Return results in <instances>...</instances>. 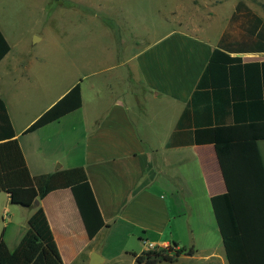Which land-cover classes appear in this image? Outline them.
<instances>
[{"label": "crops", "instance_id": "0c3cea01", "mask_svg": "<svg viewBox=\"0 0 264 264\" xmlns=\"http://www.w3.org/2000/svg\"><path fill=\"white\" fill-rule=\"evenodd\" d=\"M0 32L10 46L0 61V140L3 102L31 176L84 168L106 223L90 239L71 189L36 200L63 264H91L94 254L97 264H141L137 257L150 247L173 248L175 259L158 264H229L211 206V198L227 189L209 131L251 124L257 111L243 91L235 96L202 78L217 49L244 63L264 62V52L252 49L259 29L249 35L224 29L215 38L177 29L135 52L118 50L109 67L84 77L86 87L81 81L80 109L28 134L78 81L21 123L11 96L23 60L1 18ZM215 75L216 83L222 80ZM257 146L264 166V139ZM34 211L0 192V243L9 251L20 246Z\"/></svg>", "mask_w": 264, "mask_h": 264}, {"label": "trees", "instance_id": "16d2710c", "mask_svg": "<svg viewBox=\"0 0 264 264\" xmlns=\"http://www.w3.org/2000/svg\"><path fill=\"white\" fill-rule=\"evenodd\" d=\"M241 46L244 50L249 44ZM252 49L264 52V34H259V42ZM9 51L10 46L0 32V61ZM216 73L223 74V78L217 77L222 79L218 83L215 82ZM206 78L219 89H231L235 96L238 95L236 91H243L242 98L256 107L257 115L251 124L239 123L209 131L227 189L226 193L211 198V206L229 264H264V166L257 146V142L264 139V62L244 63L242 58H232L217 49L203 75V82ZM82 103L81 84L78 83L38 117L24 134L59 121L80 109ZM1 107L0 192L8 193L13 205L35 211L15 251H9L3 242L0 243V264H63L46 214L34 203L52 191L71 189L88 237L95 238L106 223L86 171L78 167L32 177L21 147L14 139L15 131L3 102ZM172 251V247L148 250L139 255L137 261L141 264L171 262L176 256H170Z\"/></svg>", "mask_w": 264, "mask_h": 264}, {"label": "rangeland", "instance_id": "374dc122", "mask_svg": "<svg viewBox=\"0 0 264 264\" xmlns=\"http://www.w3.org/2000/svg\"><path fill=\"white\" fill-rule=\"evenodd\" d=\"M0 18L23 60L11 97L27 123L74 81L86 87L84 77L109 67L118 50L135 52L177 29L264 34V0H0Z\"/></svg>", "mask_w": 264, "mask_h": 264}, {"label": "water", "instance_id": "95a60500", "mask_svg": "<svg viewBox=\"0 0 264 264\" xmlns=\"http://www.w3.org/2000/svg\"><path fill=\"white\" fill-rule=\"evenodd\" d=\"M35 42L36 41H34V43ZM37 204H38V201L35 202V205H37ZM97 262H98V256L96 254H94V256H93V258L91 260V264H97Z\"/></svg>", "mask_w": 264, "mask_h": 264}, {"label": "built area", "instance_id": "2783aa9c", "mask_svg": "<svg viewBox=\"0 0 264 264\" xmlns=\"http://www.w3.org/2000/svg\"><path fill=\"white\" fill-rule=\"evenodd\" d=\"M149 250H155V248H153V247H150V249Z\"/></svg>", "mask_w": 264, "mask_h": 264}]
</instances>
